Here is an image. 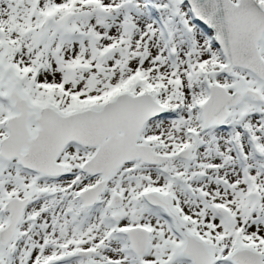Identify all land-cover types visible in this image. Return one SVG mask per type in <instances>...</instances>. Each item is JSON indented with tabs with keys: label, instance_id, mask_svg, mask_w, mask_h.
I'll use <instances>...</instances> for the list:
<instances>
[{
	"label": "snow or ice",
	"instance_id": "snow-or-ice-1",
	"mask_svg": "<svg viewBox=\"0 0 264 264\" xmlns=\"http://www.w3.org/2000/svg\"><path fill=\"white\" fill-rule=\"evenodd\" d=\"M0 264H264V0H0Z\"/></svg>",
	"mask_w": 264,
	"mask_h": 264
}]
</instances>
